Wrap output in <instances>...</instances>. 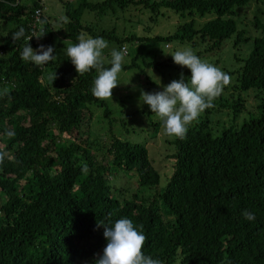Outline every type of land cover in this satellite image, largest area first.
Instances as JSON below:
<instances>
[{
    "label": "trees",
    "instance_id": "1",
    "mask_svg": "<svg viewBox=\"0 0 264 264\" xmlns=\"http://www.w3.org/2000/svg\"><path fill=\"white\" fill-rule=\"evenodd\" d=\"M251 1L81 0L75 8L63 1L72 18L63 32L77 42L84 29L91 30L83 20L86 11L107 14L131 5L158 14L165 9L215 16L199 26L195 19L184 21L167 35L101 32L121 47L129 39L180 40L207 44L211 51L234 34L235 47L252 40L237 90L257 92V112L237 124L245 98H223L220 108L228 104L234 122L217 130L207 124L190 127L184 139L169 140L175 145L173 163L162 185L147 143L126 137V120L111 118L106 100L92 95L95 69L78 75L70 60L67 67L59 60L40 67L21 59L40 0H0V48L6 51L0 57V150L8 153L0 165V264H95L107 244L97 221L120 218L143 231L144 254L162 264H264V22L256 20L261 33L252 38L234 17L237 7ZM44 23L47 47L52 27L46 15ZM20 27L25 37L13 42ZM29 44L38 49L34 40ZM55 71L58 78L51 83L48 74ZM92 103L103 106L109 119L102 141L91 132ZM6 130H14L15 136L6 137ZM85 164L87 173L82 171ZM121 173L137 177L139 189H156L154 196L139 189L125 195L113 183ZM243 210L254 213L255 220H246Z\"/></svg>",
    "mask_w": 264,
    "mask_h": 264
},
{
    "label": "rangeland",
    "instance_id": "2",
    "mask_svg": "<svg viewBox=\"0 0 264 264\" xmlns=\"http://www.w3.org/2000/svg\"><path fill=\"white\" fill-rule=\"evenodd\" d=\"M63 1L69 2L71 8H75L81 0H45L44 13L52 27V40L48 46L54 48L53 55H56L54 61L59 60L61 64L67 67L69 59L65 55V49L68 45L78 42L66 37L63 32L62 28L67 26L72 20L67 14ZM23 2L29 3L31 0H23ZM236 10L234 17L238 21L239 29L244 30L246 36L252 38L259 35L261 30L258 28L256 20L264 22V1L252 0L243 7H237ZM214 16V13H207L201 18L197 14L193 16L190 14L181 15L165 9L158 14L150 8L140 5H131L125 10L117 9L116 11H109L107 14L86 11L83 20L84 22H89L91 30L84 29L81 35L93 38L103 37L109 42V48L104 50L105 62L108 63L111 58V49L120 50L121 46L112 38L103 33L101 34L103 30H107L118 37L123 35L132 36L133 34L138 36L167 35L175 32L177 26L184 21L195 19L196 25L199 26L205 20ZM11 26L12 24L10 23L5 26V29ZM43 38L41 44L45 45ZM234 39L235 34L224 42L221 49L211 51H206L207 44L199 43L193 46L192 43L181 42L180 40H173L167 43L165 41H133L129 39L122 44L126 46L128 53H125L122 71L118 74L119 85L113 90L112 99H107L106 103L111 110V118H123L126 120L128 124L124 129L126 137L133 141L147 143L154 166L162 175V185H165L172 169V154L175 145L171 144L169 140L174 138L166 135L161 121L151 112L149 106L140 104L141 91L149 93L163 91V87L172 80H179L181 73H183L187 81L191 76L190 70L176 65L171 54L177 50L190 47L196 54L200 53L199 57L203 61L220 67L231 77V83L225 87L222 95L214 101V107L205 110L190 127H199L207 124L209 128L217 130L222 128L223 125H230L234 122L233 109L228 107V104L220 108L221 102H224L223 98H229L230 101H233V98L239 96L245 98L243 100L245 106L236 117L237 124H241L244 118L257 112L259 97L254 90H237L241 67L244 64V59L249 54L251 46H253V42L252 40L249 42L242 41L235 47ZM133 61L136 63L135 66L124 67ZM151 61H166L167 64L154 66L150 63ZM50 69L52 70L49 66L48 70L51 71ZM43 79L46 80V76ZM88 109L93 115V118H90L92 135L102 141L105 136L103 134L109 130V119L104 115V107L92 103L89 104ZM120 127V123H117L116 128L119 131L121 130ZM0 145H2L1 142ZM136 180L137 177L129 178L121 173L119 178L113 179V183L115 186L121 187L125 195L131 196L133 192L139 189ZM138 191L144 196L153 197L156 189H139ZM0 197L2 196L0 195Z\"/></svg>",
    "mask_w": 264,
    "mask_h": 264
},
{
    "label": "clouds",
    "instance_id": "3",
    "mask_svg": "<svg viewBox=\"0 0 264 264\" xmlns=\"http://www.w3.org/2000/svg\"><path fill=\"white\" fill-rule=\"evenodd\" d=\"M43 25V21L40 22ZM47 31L41 26L39 34L27 37V43L21 52V59L43 67L56 59L52 46L40 45L33 49L29 44L32 37L38 40L45 36ZM7 37V36H5ZM25 37V29L20 27L11 36L13 42ZM78 43L70 44L65 49V55L74 65L78 75H84L95 69L92 95L98 100L112 99L113 90L119 85L118 74L122 71L125 49L110 51V67H105L104 50L109 48V42L103 37L80 35ZM176 65L190 70V78L185 80L181 73L179 80H172L163 87V91H141L140 104L149 106L162 123L166 135L170 138L184 139L190 126L198 120L207 109L214 107V101L222 95L226 86L231 83V77L220 67L203 61L190 47L177 50L171 54ZM56 71L48 75V80H56ZM8 95V89L3 90ZM4 135L8 138L15 136L14 130H6ZM8 156L6 151L0 150V165ZM82 171L87 173L85 164ZM242 216L248 221L255 220V214L243 210ZM104 227V238L107 241L103 255L98 256L95 264H162V261L150 255H145L143 247L146 235L134 226L132 220L120 218L114 223L97 221V228Z\"/></svg>",
    "mask_w": 264,
    "mask_h": 264
},
{
    "label": "built area",
    "instance_id": "4",
    "mask_svg": "<svg viewBox=\"0 0 264 264\" xmlns=\"http://www.w3.org/2000/svg\"><path fill=\"white\" fill-rule=\"evenodd\" d=\"M40 4H41V6H38L34 10V13L32 14L31 32L29 33L28 37L32 36L34 34L38 35L41 26H43L44 29L46 30L45 23H43V25H41V23H40L41 21L44 22L45 0H40ZM31 40L35 41L37 47H40V45H42L41 44L42 38L38 40L36 37H32ZM121 49H125L126 50L125 53H128V49L126 48L125 45H122ZM5 54H6V51L3 48H0V57L4 56ZM1 94H2V90L0 87V96H1Z\"/></svg>",
    "mask_w": 264,
    "mask_h": 264
}]
</instances>
